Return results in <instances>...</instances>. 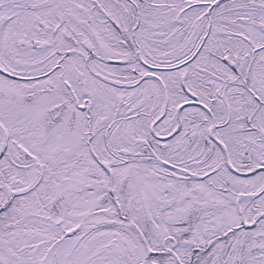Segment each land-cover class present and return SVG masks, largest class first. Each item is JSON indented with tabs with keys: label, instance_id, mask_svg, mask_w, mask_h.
<instances>
[{
	"label": "snow or ice",
	"instance_id": "obj_1",
	"mask_svg": "<svg viewBox=\"0 0 264 264\" xmlns=\"http://www.w3.org/2000/svg\"><path fill=\"white\" fill-rule=\"evenodd\" d=\"M0 264H264V0H0Z\"/></svg>",
	"mask_w": 264,
	"mask_h": 264
}]
</instances>
